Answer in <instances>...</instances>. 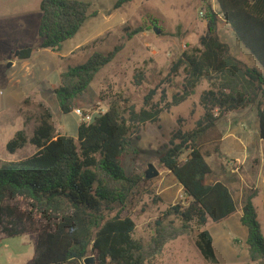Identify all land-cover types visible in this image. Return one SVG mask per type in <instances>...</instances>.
Segmentation results:
<instances>
[{
	"label": "trees",
	"instance_id": "1",
	"mask_svg": "<svg viewBox=\"0 0 264 264\" xmlns=\"http://www.w3.org/2000/svg\"><path fill=\"white\" fill-rule=\"evenodd\" d=\"M132 1L118 0L114 9L121 10ZM216 3L218 11L211 4L204 8L207 32L200 38L199 47L185 51L172 64L167 77L145 96L141 109L130 105L128 99L125 107L113 101L105 114L90 124H80L77 138L57 133L54 115L47 110L32 137L25 130L15 135L7 146L9 153L16 154L29 145L36 153L15 162L0 161V238L36 234L34 264H85L91 257L94 264H147L150 253L135 237L136 223L123 215L147 181L127 170V161L141 155L134 139L140 138L143 127L160 123L165 111L189 101L206 82L208 89L199 100L203 117L187 132L183 130L184 120L179 119L166 151L157 160L158 166L175 177L189 203L172 207L165 214V219L174 217L180 222L179 227H171L173 232L164 226L163 219L157 222L156 243L160 249L169 238L197 230L196 247L203 259L218 264L214 236L206 228L210 222L229 219L238 207L227 184H207L212 168L199 146L229 113L253 107L264 142V72L233 56L230 46L221 41L219 25L223 18L264 70V0ZM92 7L80 0H43L40 49L63 51L64 44L98 15L91 12ZM144 31L137 28L128 38ZM123 49L120 45L107 54L96 52L84 64L61 73L54 94L63 115L82 108L98 74ZM21 51L18 60H30L37 49ZM182 74V92L166 103L167 89H163L161 100L156 101L162 85L172 86ZM145 80V73L138 71L135 85L140 87ZM256 197L254 190L245 193L241 223L248 230L249 264H264V233Z\"/></svg>",
	"mask_w": 264,
	"mask_h": 264
},
{
	"label": "rangeland",
	"instance_id": "2",
	"mask_svg": "<svg viewBox=\"0 0 264 264\" xmlns=\"http://www.w3.org/2000/svg\"><path fill=\"white\" fill-rule=\"evenodd\" d=\"M42 1L0 0V161L4 162L19 161L36 153V149L29 145L11 154L7 146L19 131L25 130L32 137L47 110L54 115L52 123L57 133L78 137L81 117L76 113L63 115L54 94L63 71L84 64L96 52L107 54L116 46L123 45L124 49L116 60L98 74L83 99L81 109L95 118L106 113L113 101L125 107L127 99L130 105L141 109L145 96L167 77L172 64L185 51L199 47L200 38L207 31V21L201 16L206 4L219 10L216 0H133L121 10L114 9L118 0H80L91 3V12H97L98 15L90 18L82 31L64 44L63 51L53 52L39 47ZM140 27L145 31L129 39L128 35ZM155 29L161 34L157 35ZM219 35L221 41L230 46L234 57L264 72L227 23H220ZM28 47L37 49L32 59L14 60L15 52ZM14 61H17L16 65L9 66ZM138 71H143L146 76L140 87L135 85ZM183 80L182 74L172 86L162 85L155 100L160 101L162 90L167 89L166 103L171 102L173 95L182 92ZM207 89L208 84L204 82L189 101L165 111L160 123L143 127L140 138L134 139L141 155L136 160L127 161L128 172L137 173L146 179L149 166L154 165L161 173L158 178L146 179L142 183L123 214L136 223L135 237L150 253L147 264H211L203 259L196 247L197 230L169 238L160 249L156 243L159 238L157 222L163 219L164 226L173 232L171 227H179L180 222L174 217L165 219V214L172 207L187 206L189 203L175 177L158 166L157 160L166 151L173 132L178 128L179 119L184 120V131L196 128L198 120L204 115L199 104L200 96ZM255 108L250 109V115L256 113ZM249 117L245 119L246 130L243 134L246 144L254 148L260 144V131L259 125H255L254 115ZM223 136V127L205 136L206 143L199 147L208 161L216 156L212 139L216 137L219 140ZM211 164L217 171L218 167ZM256 203L264 232L262 199ZM238 218V215L234 216L227 223L210 222L206 228L214 236L218 264L250 263L247 240L244 238L247 229ZM36 238V234H30L17 239L0 240V263L5 264L11 252L26 253L32 250ZM23 259L19 264H26Z\"/></svg>",
	"mask_w": 264,
	"mask_h": 264
},
{
	"label": "crops",
	"instance_id": "3",
	"mask_svg": "<svg viewBox=\"0 0 264 264\" xmlns=\"http://www.w3.org/2000/svg\"><path fill=\"white\" fill-rule=\"evenodd\" d=\"M221 22L226 23L223 18ZM205 34L206 33H204V35ZM16 63L17 61H14L13 66L16 65ZM250 111V109H246L229 113L218 125V127H223L224 136L219 140H216L215 137L213 143H211L215 145V147L213 146V150L216 156H212V161L207 160L212 168V174L207 178V184L214 185L218 182L227 184L235 197L238 207L237 213L222 223L229 222L237 215L241 223L244 196L245 193L250 190L257 192V197L255 198L254 203L258 210V215L259 208L257 207L256 201L262 199L264 205V142L260 138V144H257V147L252 148L250 144H246L243 134L246 130L245 119L250 118L249 116L252 117L254 115L255 125H259L257 111L255 114L251 115ZM210 153L211 152L209 151L208 154ZM211 162L218 167L217 171L214 169ZM26 236L28 235L21 237ZM17 238L20 237L0 238V240L3 241L4 239ZM244 238L247 240L248 230L247 232H244ZM37 244L38 236L32 250L26 253H9L6 257L5 264H19L24 260L23 258H25L26 264H34V255ZM4 250H6V248H4Z\"/></svg>",
	"mask_w": 264,
	"mask_h": 264
},
{
	"label": "water",
	"instance_id": "4",
	"mask_svg": "<svg viewBox=\"0 0 264 264\" xmlns=\"http://www.w3.org/2000/svg\"><path fill=\"white\" fill-rule=\"evenodd\" d=\"M155 33L157 35H160L161 32L158 30V29H155ZM21 50H18V52H15L14 55H13V58L14 60H18L21 56ZM9 66H13V63H11ZM160 171L156 168V166L154 165H150L149 166V170L147 171L146 173V179L148 180H153V179H156L160 176ZM85 264H94L96 263L95 260H94V257H91V258H88L86 261Z\"/></svg>",
	"mask_w": 264,
	"mask_h": 264
},
{
	"label": "built area",
	"instance_id": "5",
	"mask_svg": "<svg viewBox=\"0 0 264 264\" xmlns=\"http://www.w3.org/2000/svg\"><path fill=\"white\" fill-rule=\"evenodd\" d=\"M201 16L204 17L203 12H201ZM74 113H76L79 117H81L82 123L90 124L94 120V117L92 115L85 114L82 109H77V110H75ZM101 114H105V113H101ZM101 114H99V115H101Z\"/></svg>",
	"mask_w": 264,
	"mask_h": 264
}]
</instances>
